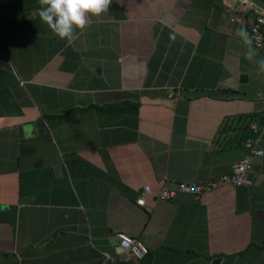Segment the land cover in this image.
<instances>
[{
    "label": "crops",
    "instance_id": "obj_1",
    "mask_svg": "<svg viewBox=\"0 0 264 264\" xmlns=\"http://www.w3.org/2000/svg\"><path fill=\"white\" fill-rule=\"evenodd\" d=\"M237 6L112 0L69 43L39 0H0V264H94L120 254L116 232L148 248L126 264H264V154L250 186L155 196L229 172L250 121L264 150Z\"/></svg>",
    "mask_w": 264,
    "mask_h": 264
},
{
    "label": "built area",
    "instance_id": "obj_2",
    "mask_svg": "<svg viewBox=\"0 0 264 264\" xmlns=\"http://www.w3.org/2000/svg\"><path fill=\"white\" fill-rule=\"evenodd\" d=\"M239 6L235 9L240 13L244 12L250 19L249 35L252 37V44L256 48L264 50V7L253 0H238ZM250 134L244 140L247 149L240 159L235 161L231 170L215 179L204 181H179L173 187H162L155 192V196L161 199H170L178 192L191 193L200 196L210 192L213 188L230 184L233 186L252 185L253 163L252 158L264 154V150L258 146L259 127L255 122L248 123ZM150 185H144L141 194L136 198L139 205L145 204V195L151 194ZM118 244L121 252L118 256L104 254L101 260L94 264H126L127 261L137 262L148 252L146 244L138 239L131 237L123 232H116Z\"/></svg>",
    "mask_w": 264,
    "mask_h": 264
},
{
    "label": "clouds",
    "instance_id": "obj_3",
    "mask_svg": "<svg viewBox=\"0 0 264 264\" xmlns=\"http://www.w3.org/2000/svg\"><path fill=\"white\" fill-rule=\"evenodd\" d=\"M111 3L112 0H39L40 8L33 15L39 16L55 36L72 43L79 38L77 30L82 32L89 25V17L108 12ZM237 35L246 46V57L255 59L259 70L264 72V57H259L252 46L247 30L240 28Z\"/></svg>",
    "mask_w": 264,
    "mask_h": 264
},
{
    "label": "water",
    "instance_id": "obj_4",
    "mask_svg": "<svg viewBox=\"0 0 264 264\" xmlns=\"http://www.w3.org/2000/svg\"><path fill=\"white\" fill-rule=\"evenodd\" d=\"M245 78H246V76H245L244 74H242V75H241V80H242V79H245ZM259 122H260V123H263V118H260V119H259Z\"/></svg>",
    "mask_w": 264,
    "mask_h": 264
}]
</instances>
